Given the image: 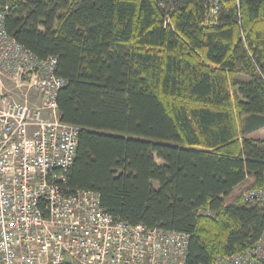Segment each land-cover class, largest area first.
<instances>
[{"label": "trees", "instance_id": "obj_1", "mask_svg": "<svg viewBox=\"0 0 264 264\" xmlns=\"http://www.w3.org/2000/svg\"><path fill=\"white\" fill-rule=\"evenodd\" d=\"M213 3L0 0L8 35L66 82L69 190L191 235L187 264L246 252L264 229V205L243 197L264 185V139L247 136L264 128V0H219L210 19Z\"/></svg>", "mask_w": 264, "mask_h": 264}, {"label": "built area", "instance_id": "obj_2", "mask_svg": "<svg viewBox=\"0 0 264 264\" xmlns=\"http://www.w3.org/2000/svg\"><path fill=\"white\" fill-rule=\"evenodd\" d=\"M5 21L0 6V264H187L191 235L132 226L99 193L69 190L80 128L61 120L66 82L57 59L28 52ZM244 200L264 205V190ZM212 264H264V229L249 250Z\"/></svg>", "mask_w": 264, "mask_h": 264}, {"label": "rangeland", "instance_id": "obj_3", "mask_svg": "<svg viewBox=\"0 0 264 264\" xmlns=\"http://www.w3.org/2000/svg\"><path fill=\"white\" fill-rule=\"evenodd\" d=\"M239 78H246V77H239ZM247 79V78H246ZM247 124H248V121H247V118H243L242 119V121L240 122V126H241V130L243 131H245V127L247 126ZM239 126V127H240ZM246 136V135H245ZM248 137H251V138H259V139H263L264 138V128H261L260 130H258V132H254V133H252V134H250V135H247ZM157 163L158 164H162V162L160 161V160H157ZM247 192H249V191H245L243 194H245V193H247ZM244 197V196H243Z\"/></svg>", "mask_w": 264, "mask_h": 264}, {"label": "bare ground", "instance_id": "obj_4", "mask_svg": "<svg viewBox=\"0 0 264 264\" xmlns=\"http://www.w3.org/2000/svg\"><path fill=\"white\" fill-rule=\"evenodd\" d=\"M213 7V5L211 6V8ZM218 7H219V9H218V13L215 15V16H211L210 14H209V17H210V19H213V18H216L217 16H218V14H219V12H220V3H218ZM211 8H210V10H211ZM210 10H209V13H210ZM6 15H7V13H6ZM13 39V38H12ZM29 52V51H28ZM66 84V83H65ZM77 154V153H76ZM75 162V161H74ZM73 165H74V163H73ZM73 165H72V167H73ZM72 167L69 169V170H71L72 169ZM69 170H68V172H69ZM68 172H67V174H68ZM261 190H264V185L262 186V187H260V188H258V189H255V190H252V191H249V192H247V193H250V192H255V193H257V192H259V191H261ZM92 192V191H91ZM243 196H244V194H243ZM101 201V200H100ZM131 225V224H130ZM132 226H134V225H132ZM163 231H165V230H163ZM166 232H174V231H166ZM175 233H179V232H175Z\"/></svg>", "mask_w": 264, "mask_h": 264}, {"label": "crops", "instance_id": "obj_5", "mask_svg": "<svg viewBox=\"0 0 264 264\" xmlns=\"http://www.w3.org/2000/svg\"><path fill=\"white\" fill-rule=\"evenodd\" d=\"M260 130V129H259ZM255 132H258V130L257 131H255ZM254 133V132H253ZM252 134V133H251ZM264 139V138H263Z\"/></svg>", "mask_w": 264, "mask_h": 264}]
</instances>
